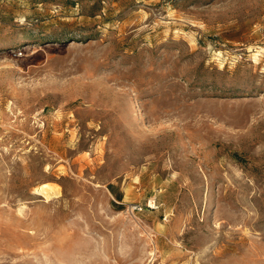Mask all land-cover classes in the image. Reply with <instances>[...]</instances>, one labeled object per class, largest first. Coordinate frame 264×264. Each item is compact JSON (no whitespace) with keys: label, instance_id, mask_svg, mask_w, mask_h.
I'll return each instance as SVG.
<instances>
[{"label":"rangeland","instance_id":"1","mask_svg":"<svg viewBox=\"0 0 264 264\" xmlns=\"http://www.w3.org/2000/svg\"><path fill=\"white\" fill-rule=\"evenodd\" d=\"M0 264H264V0H0Z\"/></svg>","mask_w":264,"mask_h":264},{"label":"bare ground","instance_id":"2","mask_svg":"<svg viewBox=\"0 0 264 264\" xmlns=\"http://www.w3.org/2000/svg\"><path fill=\"white\" fill-rule=\"evenodd\" d=\"M28 231V232H27ZM20 236H24V235H28L29 233H32V234H35L37 235V231H35L34 229H25V228H22L21 230H18L17 232ZM28 233V234H27Z\"/></svg>","mask_w":264,"mask_h":264}]
</instances>
